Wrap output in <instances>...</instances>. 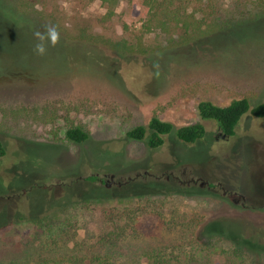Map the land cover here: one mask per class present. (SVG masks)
Here are the masks:
<instances>
[{"label":"rangeland","instance_id":"obj_1","mask_svg":"<svg viewBox=\"0 0 264 264\" xmlns=\"http://www.w3.org/2000/svg\"><path fill=\"white\" fill-rule=\"evenodd\" d=\"M226 1L213 34L117 59L60 36L37 55L34 33L47 27L0 0V264H264V119L245 114L224 138L196 111L201 101L264 102V1ZM89 12L105 10L95 2ZM154 115L201 124L205 136H166L155 150L125 138ZM71 125L88 140L66 141Z\"/></svg>","mask_w":264,"mask_h":264},{"label":"trees","instance_id":"obj_2","mask_svg":"<svg viewBox=\"0 0 264 264\" xmlns=\"http://www.w3.org/2000/svg\"><path fill=\"white\" fill-rule=\"evenodd\" d=\"M95 2L105 10L99 17L89 12ZM121 2L124 8H120ZM237 3L243 4L241 1ZM227 4L226 0H10L9 10L26 23H38L47 28L55 26L65 42L78 43L92 53L102 48L117 59H126L130 56L156 55L164 50L190 45L213 34L226 24L222 15L227 12L225 9H229ZM129 17L132 20L127 22ZM115 25L118 26V32ZM153 35H162L164 45L149 43L148 38ZM196 111L200 120L215 122L221 136L230 138L235 135L243 115L264 119V102L251 106L248 99L240 98L231 100L225 106H218L201 101ZM171 135L181 143L194 144L203 139L205 129L198 123L175 128L170 122L154 115L146 126L127 131L125 138L143 141L147 149L155 150L162 146L166 136ZM64 138L70 143L83 144L89 135L82 127L71 125L65 130ZM4 155L5 150L0 142V159ZM87 180L92 183L98 181L96 176L87 177ZM153 255L150 257L153 258ZM150 262L169 263L163 258ZM107 263L99 257L71 261V264ZM23 264L66 263L54 259H28Z\"/></svg>","mask_w":264,"mask_h":264},{"label":"clouds","instance_id":"obj_3","mask_svg":"<svg viewBox=\"0 0 264 264\" xmlns=\"http://www.w3.org/2000/svg\"><path fill=\"white\" fill-rule=\"evenodd\" d=\"M34 36L37 40L34 45V52L39 56H44L48 47L54 46L59 39V33L55 26L47 28L43 33L37 31Z\"/></svg>","mask_w":264,"mask_h":264}]
</instances>
